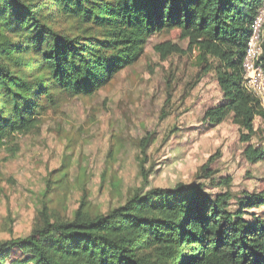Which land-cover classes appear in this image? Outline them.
Listing matches in <instances>:
<instances>
[{"label": "trees", "instance_id": "trees-1", "mask_svg": "<svg viewBox=\"0 0 264 264\" xmlns=\"http://www.w3.org/2000/svg\"><path fill=\"white\" fill-rule=\"evenodd\" d=\"M263 2L0 0V148L39 131L49 110L104 88L139 60L152 35L177 30L196 52L189 89L212 72L222 94L203 121L213 127L231 118L244 159L264 162V125L255 126L264 124V106L244 86L242 68ZM261 46L264 66V26ZM153 49L162 58L182 51L170 39ZM150 140L139 144L140 188L105 211L92 209L86 194L70 216L43 205L42 222L0 241V255L16 249L39 264H264V191L235 194L227 181L217 193L203 182L145 187Z\"/></svg>", "mask_w": 264, "mask_h": 264}, {"label": "rangeland", "instance_id": "rangeland-1", "mask_svg": "<svg viewBox=\"0 0 264 264\" xmlns=\"http://www.w3.org/2000/svg\"><path fill=\"white\" fill-rule=\"evenodd\" d=\"M165 39L182 51L160 57L153 46ZM195 55L177 30L154 34L139 60L104 88L49 110L39 131L1 147L0 241L38 226L43 205L49 214L70 216L86 194L92 209L105 211L140 188L139 144L146 137L145 187L203 182L217 193L227 181L235 194L264 191V162L244 159L231 118L213 127L203 121L222 94L212 72L189 89L198 71ZM263 125L255 120L256 128ZM0 264L39 263L12 249Z\"/></svg>", "mask_w": 264, "mask_h": 264}, {"label": "built area", "instance_id": "built-area-1", "mask_svg": "<svg viewBox=\"0 0 264 264\" xmlns=\"http://www.w3.org/2000/svg\"><path fill=\"white\" fill-rule=\"evenodd\" d=\"M264 26V2L257 10L251 23V34L243 57L244 86L250 90L264 106V66L258 63L262 52V29Z\"/></svg>", "mask_w": 264, "mask_h": 264}]
</instances>
